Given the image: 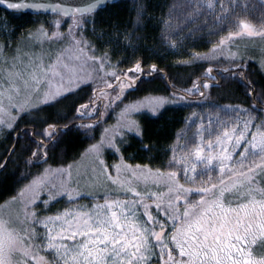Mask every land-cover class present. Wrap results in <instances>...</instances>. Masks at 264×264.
Returning a JSON list of instances; mask_svg holds the SVG:
<instances>
[{
    "label": "snow or ice",
    "instance_id": "6c2138e0",
    "mask_svg": "<svg viewBox=\"0 0 264 264\" xmlns=\"http://www.w3.org/2000/svg\"><path fill=\"white\" fill-rule=\"evenodd\" d=\"M104 4L105 0H95L86 7L65 5L62 0L56 3L45 0H0V7H5L12 13L31 10L38 14L43 12L60 16L69 25L67 37L59 31L61 20H55L53 27L57 30L51 33V38L57 40L70 37L71 44L81 54L85 47L91 49V44L86 43L83 37L76 39V36L89 24L95 30V13L98 6ZM136 7L139 17L144 11V5L138 3ZM207 7L214 8L213 0H207ZM86 13L92 15L89 17ZM225 19L224 16L220 17L222 22ZM39 31L43 35H49L43 28ZM243 32L249 36L264 37V31H254L248 24L243 25ZM241 34L243 33H235ZM232 35L229 33L228 37L214 46V58L217 52L222 53V46ZM121 36L128 41L126 47H132L131 34H119L117 42ZM75 59L79 60L80 56ZM88 59L96 62L94 55ZM194 59L206 60L207 57L197 54ZM108 61V54L105 53L99 59V69L103 70L106 64L111 67ZM15 68L13 63L12 70L7 73L10 85L7 109L3 107L0 99V113L6 114L5 119H0V125L7 127L9 134L19 127L14 123L16 119H24L33 112L38 114L54 109L66 101L71 102V115L66 114L56 120L41 118L38 121L44 127L35 132L34 136H40L41 139L34 141L36 150L29 149L31 155L24 162L26 166L39 168L48 161L49 146H55L61 137L70 134L88 136L100 122L98 119L96 124L84 125L77 124V119H82L85 115L102 118L105 113L97 108H92L91 113L88 112L92 97L89 104L79 103V94L85 87H91L92 77L87 73L81 75L77 68L64 62L61 55L47 66L40 58L39 61H30L23 71ZM156 71V66L152 65L151 72ZM212 71V68L207 69L209 78ZM129 72H142L141 63H136ZM223 72L244 79L241 75L244 72L242 63L237 68H226ZM106 75H111L118 81L121 79L115 72ZM18 83L23 85L26 96L24 103L15 98L21 92ZM106 86L113 87L111 84ZM137 86L138 78L135 76H128L126 82L119 84V93L110 99L105 108H110L113 104L116 107L123 105L120 112L123 123L117 125L111 136L102 138L88 149L98 165V176H103L114 186L105 187L103 202H100L99 193L89 192L87 195L96 201L90 208L81 205L73 209L65 208L63 212L58 211L55 215L41 216L40 212L47 211L50 204L59 197H67L69 203H74L78 197L84 195L71 187V166L55 172L44 169L39 178L31 180L20 192V196L30 194L22 221L26 227L17 230L9 221L0 218V264H264V187L260 186L264 181V122L255 125L250 118L244 122L242 128L225 130L222 135L216 136L215 142H206L210 150L206 155L204 149L197 146L196 161L202 163L209 175L207 180L201 179L199 186L195 188L181 184L177 171H153L140 165L133 167L123 163L122 156L120 163L108 166L101 158L105 150L122 154V145L126 142L127 134L141 137L140 125L132 119L134 114L147 107L154 117L159 118L160 110L166 105L186 98L173 91L171 99L157 97L149 100L147 104L143 101L125 104L126 89H135ZM202 87L209 88L210 85L203 83ZM248 87L253 88L251 83ZM186 91H200V86ZM4 95L5 93L0 92V98ZM28 95L38 98V102L27 99ZM9 109H18L20 115L13 116ZM31 123L36 124L37 121L32 120ZM250 124L256 128L255 132L250 131ZM108 131L105 129V132ZM23 135H28L27 130H24ZM19 138L18 134L17 143ZM140 142L143 151H151L150 146L144 145L142 139ZM216 147L220 150L214 154L211 150ZM173 162L185 163L183 160L176 161L175 157L170 164ZM216 165L220 174L218 183L212 182L210 174ZM6 166V162L0 163V171ZM109 167H114L115 176L110 173ZM183 176L196 182L197 164L185 166ZM134 180L145 185H164L167 191L142 193L133 186ZM193 192L199 198L190 201L188 196ZM41 193H44L43 198ZM148 200L155 205V214L151 210L152 204L146 202ZM140 208L143 209L142 212L139 211ZM37 225L42 227L43 232H37ZM37 239L43 241L45 250L54 254L52 260L38 254L41 245L32 243Z\"/></svg>",
    "mask_w": 264,
    "mask_h": 264
},
{
    "label": "rangeland",
    "instance_id": "374dc122",
    "mask_svg": "<svg viewBox=\"0 0 264 264\" xmlns=\"http://www.w3.org/2000/svg\"><path fill=\"white\" fill-rule=\"evenodd\" d=\"M137 4H143L142 0H132ZM214 8L209 9L207 7V0H165L163 5V17L158 18V23L160 25L159 33V45L156 51H162V53H179L181 55L189 54L192 57H195L197 54H194L190 50L192 49L191 44H196L194 49L205 48L207 51L202 54L207 57L206 62H209L213 65L212 68H218V65L221 64V61H233L238 64L240 61H252L254 62L258 69L264 74V37L262 36H249L246 32H243V25L248 24L251 29L254 31H264V0H213ZM131 3V2H130ZM221 3L223 8H221ZM132 4V3H131ZM133 6L132 10L135 12L132 18L133 30L135 31L140 28V16L138 17L137 7ZM48 21H46L47 26L51 27V31H45V27H36L33 33H29L24 37H19L17 40L8 43L6 46L3 41L0 40V92L5 93V95L0 98L2 99V104L5 109L8 108V89L9 82L7 79V73L9 70H12V64L15 63L17 71H23L25 67L29 64L30 61H39L42 58L43 63L47 66L48 64L54 63L56 57L61 55V58L64 62L70 63L73 67L77 68L81 72V75L87 73L92 77L91 80V89H100L108 88L106 85L111 84L115 88H111L112 96H116L120 88L118 82L110 74L112 72H118L116 61H114L108 54V58L111 67H108L107 64L103 70L99 69V56L95 55L97 52L91 47L88 49L84 48L83 54L77 52L76 46L71 44V38H62L53 40L51 38V33L56 31L53 27L55 20H60L51 14ZM224 16L226 19L222 22L220 17ZM2 21V18H0ZM49 23V24H48ZM5 22L0 23V29L4 30ZM68 24L61 22V27L59 31L67 37L68 34ZM43 28L44 32L49 35H43L39 31ZM75 32V29H73ZM11 32V31H10ZM242 32L241 35H235V33ZM229 33H232L231 39L222 46L223 51L217 52L214 54L212 49L214 46L219 44V41L225 37L229 36ZM14 36V35H13ZM10 41L12 37L7 36ZM11 37V38H10ZM76 39H81L80 36H76ZM69 41V43H68ZM233 54H236L233 57ZM95 55L96 62L94 63L88 57ZM76 56H80V59H75ZM104 56V55H103ZM149 73L151 69L148 70ZM122 74V72L120 73ZM123 74H135L129 72V70L123 72ZM138 74V72H136ZM119 75V74H117ZM120 76V75H119ZM129 75H127L128 77ZM113 81V82H111ZM121 81V79H120ZM111 82V83H110ZM213 82L212 79H208V83L211 85ZM201 83V81H200ZM18 86L21 88V92L16 96V100H19L21 103L26 102L25 92L23 90L22 83H18ZM201 88V87H200ZM127 91V89H126ZM125 91V92H126ZM13 95H15L13 93ZM98 101L96 104H92L88 109V112L91 113L92 108H98L101 113L105 115L100 118L93 115L91 117V123H97L99 119L98 127L100 128L99 135L94 139L93 137L95 130H92L88 133V138L92 142L83 152L81 157L78 160L70 163L66 166H56V167H44V169H51L53 172L57 169H68L71 166L72 173V182L71 187L78 189L82 194L74 203H69L67 197H59L55 202H61L63 205L58 207V203L55 204L56 207H53L50 211H41V216L46 215H55L57 212H63L65 208L73 209L78 208L81 205L91 207L93 201L91 196L87 195L89 192L99 193L100 202L102 201V195L105 190V187L112 188L110 181L104 179L103 176H98L99 168L98 165L94 162L95 157L88 152V149L93 144L100 142L102 138L111 136L112 131L117 129L118 124H122L123 120L120 115L123 105L116 107V104H113L110 108H105V105H108L107 102L108 93L101 95V92L98 94ZM110 97V99L112 98ZM113 97V98H114ZM160 96H145L133 101L125 102H139L143 101L144 104H147L149 100L155 99ZM171 99V96L165 97ZM27 99L33 100V102H38V98L33 95H28ZM109 101V100H108ZM94 102V101H93ZM92 103V102H91ZM118 103V102H117ZM175 103H170L166 105L163 109L167 107L175 106ZM264 109V107H263ZM13 116H19V110H10ZM151 112L147 107H143L139 113L133 115L132 119L136 120L140 125L141 133L143 126L150 119ZM32 115V113L30 114ZM30 115H27L30 116ZM88 116V115H85ZM144 116L139 122L138 118ZM153 116V115H152ZM146 117L148 118L147 120ZM6 114L0 113V119H5ZM90 117L88 116V119ZM110 118V120H108ZM251 118L252 124L259 125L264 122V110L256 111L249 108H244L240 106H216L207 103V101L200 102L198 106L187 107L184 110V115L181 118L178 129L174 133L173 140L166 149L164 159L159 165H151L150 163L138 164L132 162L130 157H127L124 153L125 146H128L131 133L127 134L126 142L122 145V154H114L110 150H105L103 156L101 157L106 161L108 166H114L117 163L121 162V156L123 163L132 165L147 166L153 171L160 169L161 171H177L180 174V183L184 184L185 187H197L199 186V181L201 179L207 180L209 172L204 169L202 163L196 161L195 150L197 146H200L204 149V154L206 155L210 150L207 148L206 142L212 140L215 142L217 135H222L225 130H231L233 127L242 128L245 121H248ZM19 119H16L14 123ZM145 120V121H144ZM250 131L255 132L256 128L251 124L249 125ZM105 129H108V132H105ZM251 137L249 136V139ZM219 147L212 149L211 151L215 154L219 152ZM175 157L176 161H185V163H171ZM197 164V177L196 182L189 181L183 176V168L185 166H190V164ZM215 164V162H214ZM43 169V170H44ZM95 169V170H94ZM110 173L115 176L114 167H109ZM43 171L39 173L34 179L39 178L42 175ZM212 177V182L218 183L219 180V167L215 166L214 170L210 172ZM130 175V174H124ZM191 176L192 173H189ZM227 179V178H226ZM259 179V178H258ZM33 180V179H32ZM103 185V187L101 186ZM133 186L137 191L140 192H166L167 188L164 185H153L151 183L145 185L141 181H133ZM262 187H264V181L261 182ZM25 188V187H24ZM23 188V189H24ZM21 192V191H20ZM20 192L13 198L9 199L0 205V218L9 221L11 226L15 227L17 230H21L26 227L22 223L24 220V213L26 208V203L28 196L30 194L26 193L24 196H20ZM130 195V194H129ZM42 198L44 193H41ZM199 196L197 193L193 192L188 196L190 201L198 199ZM149 204H152L151 210L155 214V205L151 200L146 201ZM51 203V204H52ZM181 203V211H183V201ZM139 211H143L142 208ZM146 219V218H145ZM37 232H43L41 226L37 225ZM32 243L41 245L38 249V254L45 257L47 260L53 259V253L51 251L45 250L43 248V241L37 239ZM175 254V253H174Z\"/></svg>",
    "mask_w": 264,
    "mask_h": 264
},
{
    "label": "trees",
    "instance_id": "16d2710c",
    "mask_svg": "<svg viewBox=\"0 0 264 264\" xmlns=\"http://www.w3.org/2000/svg\"><path fill=\"white\" fill-rule=\"evenodd\" d=\"M142 1L144 11L140 16L141 26L139 29L132 31L134 28L132 18L134 15L136 16L132 7L136 6L135 2H132V0H120L115 4H109L105 8L98 10L95 13V30L89 24L86 29L81 30L79 36L83 37L86 43L91 44V47L97 52L95 55L99 56V59L107 53L116 61L118 69L116 73L121 77V81L115 79L118 82L116 87H119L120 83L126 82L127 75L138 78V86L135 89H127L125 92L127 99L124 103L145 96L172 97L173 91L177 95L186 97L183 101L175 103V106L162 110L159 118L152 115L148 117L145 114L150 119L144 124L141 137L137 138L131 135L128 146L123 149L125 155L130 157L132 162L160 165L164 159L166 149L172 142L174 133L179 127L185 108L198 106L200 102L206 100L207 103L216 106H240L260 112L263 111L264 74L252 61L242 60L236 64L233 61L223 60L218 65V68H212L213 65L209 62L195 60L189 54L183 56L176 52L164 54L162 51H156L155 48L159 45L160 33L158 18L163 17L164 10L162 6L166 3H164L165 0ZM91 15L86 14L89 17ZM51 16L59 18L61 22L63 21L56 14H51ZM49 17L47 14L12 13L0 8V18H2L0 23L5 22L6 24L4 30L0 29V40L6 46L19 37L22 38L29 33H33L36 27H45V31H51L53 28L51 29L46 24V21L50 20L48 19ZM125 32L132 36V47H126L128 41L124 40L122 36L117 42L118 35ZM10 35L12 41L7 37ZM98 37L100 38L98 39ZM195 46L196 44H191L188 47L192 48L190 51L195 52L194 54L204 56L202 54L207 50L202 48V46L194 49ZM138 62L141 63L142 72H138V74H123L129 69H133ZM241 63L244 66V72L241 74L244 76L243 80L239 79L238 75L231 76L223 72L226 68H237ZM152 65L156 66L157 74H153V76L152 74H144L149 73L148 70L151 69ZM208 68L214 69L215 76L210 74L211 78H209ZM121 72L122 74H120ZM165 79L168 80V84ZM208 79L213 80L211 85L208 83ZM203 83L209 84L210 87L203 88ZM249 83L253 86L252 89H249ZM197 85L201 87L200 91H186L194 89ZM169 87L173 88V91ZM112 88L116 89L115 84ZM103 91L108 93L107 102H110V97L112 96L111 88L91 89L90 87H85L79 94V103L89 104L90 97H92L91 105L96 104L98 101L97 94ZM253 91L254 102L251 99ZM201 92L203 95H201ZM66 114L71 115V102L67 101L54 109H48L38 114L33 112L32 115L17 120L15 124H18L19 127L16 131H11V134H9L10 130L7 127L0 125V163L6 162L7 164L6 168L0 171V205L15 197L32 179L43 171L44 167H64L69 165L78 160L89 144L92 143L84 135L70 134L63 136L55 146H49L46 164H41L39 168L25 165L24 161L31 155L29 149L35 151L34 141L41 139L40 136H34L35 132H39L44 127L38 121L41 118L56 120ZM143 117L138 118L139 122ZM147 117L145 120L148 119ZM90 119H88V116H84L82 119H77L76 123L84 125L95 124L91 123ZM32 120H36L37 123H31ZM61 123H64V121H61ZM24 130H27V136L23 135ZM93 130H95L94 135L97 133L93 137L94 141L100 133L98 132L100 128H94ZM18 134L20 137L19 143H17ZM141 139L144 145L150 146V152L142 150ZM22 176L26 178L22 179ZM57 203L50 204L48 211L56 207L55 204ZM58 204V207L63 205L61 202Z\"/></svg>",
    "mask_w": 264,
    "mask_h": 264
},
{
    "label": "water",
    "instance_id": "95a60500",
    "mask_svg": "<svg viewBox=\"0 0 264 264\" xmlns=\"http://www.w3.org/2000/svg\"><path fill=\"white\" fill-rule=\"evenodd\" d=\"M119 1H120V0H105V4H104V5H100V6H98L97 11L100 10V9L105 8V7H106L107 5H109V4H115V3L119 2ZM45 2L56 3V2H59V0H45ZM62 2H63L65 5L79 6V7H86L88 4H90V3H94L95 0H62ZM0 8L6 10L5 7H0ZM7 11H8V10H7ZM97 11H96V12H97ZM21 13H27V14H38V13H36V12H34V11H31V10H29V11H27V12H21ZM39 14H45V13L41 12V13H39ZM47 14H53V13H47ZM86 14H91V13H86ZM212 74H214V70L212 71ZM152 76H153V74H152ZM165 78H166V75H165ZM165 81H166V83L168 84V80L165 79ZM169 89H170V90H173V88H171V87H169ZM251 98L253 99V96H251ZM15 145H16V144H15ZM15 145L13 146L12 149H14Z\"/></svg>",
    "mask_w": 264,
    "mask_h": 264
},
{
    "label": "flooded vegetation",
    "instance_id": "af4514ba",
    "mask_svg": "<svg viewBox=\"0 0 264 264\" xmlns=\"http://www.w3.org/2000/svg\"><path fill=\"white\" fill-rule=\"evenodd\" d=\"M143 74V73H142ZM144 74H150V73H144ZM151 74H157V71L155 73H151ZM216 74V73H215ZM215 76V75H214ZM215 78V77H214Z\"/></svg>",
    "mask_w": 264,
    "mask_h": 264
}]
</instances>
